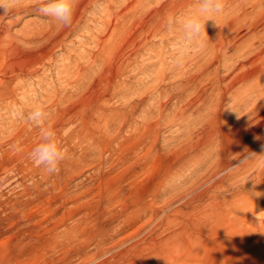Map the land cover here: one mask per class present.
<instances>
[{
	"label": "rangeland",
	"instance_id": "374dc122",
	"mask_svg": "<svg viewBox=\"0 0 264 264\" xmlns=\"http://www.w3.org/2000/svg\"><path fill=\"white\" fill-rule=\"evenodd\" d=\"M191 2L187 14L161 11L159 33L131 17L93 63L108 19L96 0L75 30L74 16L59 24L48 56L19 40L1 62L0 264H264V96L231 101L227 82L213 90L226 71L204 31L179 29ZM39 11L19 14L11 32H45L52 17ZM36 106L42 126L17 114ZM49 129L67 150L52 174L29 157Z\"/></svg>",
	"mask_w": 264,
	"mask_h": 264
},
{
	"label": "bare ground",
	"instance_id": "6f19581e",
	"mask_svg": "<svg viewBox=\"0 0 264 264\" xmlns=\"http://www.w3.org/2000/svg\"><path fill=\"white\" fill-rule=\"evenodd\" d=\"M45 1L46 0H10L0 5V64L4 62V59L6 60L10 50L17 47L19 40L26 45L39 43V45H37L39 47V50H37L38 54H35L42 59L49 55V50L52 49V47L61 45L63 38H61L60 33L56 29L60 22L54 18L50 21L51 27H48L49 29L47 30L44 29L45 32L39 35L28 33L17 36L16 33L11 32L12 26L21 18L19 14L39 10ZM95 1L96 0H74V28L71 26L73 30H75L79 25L78 23L82 21L86 11L93 7ZM106 1L107 3H105L106 5L103 12L108 19H101L100 21L104 28L103 30L98 29L99 33L95 45L96 50L91 55L92 62L96 60L99 61L101 57H104V55L110 53L114 47H117L122 35L126 32V22L130 20L131 17L145 15L144 27L148 28V32L150 30L152 33H159L162 26L158 23V18L156 20V17L161 11L162 13L173 16L172 14L176 12L187 14L192 10L191 0H167L168 4H163L161 8L152 7V9L149 10L146 9V2H143V0H126L119 11H114L112 9L114 0ZM223 5V12L215 15L212 18L213 20H209L210 23L208 25V22L205 23L204 50L208 52L212 60L216 57L217 66H221L220 69L226 71L225 74L220 75V70L217 68L215 78L217 83L212 81L211 87H213V90H220L221 85L218 83L227 82L224 94L229 92L228 97H230L231 101H236L235 99L238 93H243L244 95L252 93L258 97H262L264 96V0H257L255 2H249V0H225V4ZM46 31H48V33H46ZM32 46L34 47L35 45ZM238 71H245V74L241 77L244 80V84H242L240 91L233 89L237 83H240V78L237 76ZM1 79L0 82H2ZM259 102L262 103L261 101ZM252 111L251 109V112ZM259 168L260 169L256 171V175L254 174L255 176L264 175V164ZM261 222L262 224H260L264 225V221Z\"/></svg>",
	"mask_w": 264,
	"mask_h": 264
},
{
	"label": "clouds",
	"instance_id": "9594fccd",
	"mask_svg": "<svg viewBox=\"0 0 264 264\" xmlns=\"http://www.w3.org/2000/svg\"><path fill=\"white\" fill-rule=\"evenodd\" d=\"M223 9V0H198L193 11L180 23L179 29L185 38L198 37L205 30V22L213 20L211 17L222 13ZM40 11L64 25H69L73 18L74 0H47L40 7ZM17 114L37 126H42L48 115L42 106L33 107L26 116L22 111ZM66 154L67 150L58 143L56 133L49 129L42 132L40 143L31 149L29 157L37 166L52 174L59 170Z\"/></svg>",
	"mask_w": 264,
	"mask_h": 264
}]
</instances>
